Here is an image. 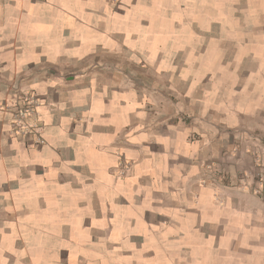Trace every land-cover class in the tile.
I'll return each instance as SVG.
<instances>
[{
  "label": "crops",
  "instance_id": "0c3cea01",
  "mask_svg": "<svg viewBox=\"0 0 264 264\" xmlns=\"http://www.w3.org/2000/svg\"><path fill=\"white\" fill-rule=\"evenodd\" d=\"M263 131L264 0H0V264H264Z\"/></svg>",
  "mask_w": 264,
  "mask_h": 264
},
{
  "label": "built area",
  "instance_id": "2783aa9c",
  "mask_svg": "<svg viewBox=\"0 0 264 264\" xmlns=\"http://www.w3.org/2000/svg\"><path fill=\"white\" fill-rule=\"evenodd\" d=\"M39 99L31 90H19L15 93L14 100L7 104L11 108V118L8 122L14 136H21L28 140L32 138L34 144H42L43 138L39 133L41 118L37 111ZM128 164L122 166L126 172Z\"/></svg>",
  "mask_w": 264,
  "mask_h": 264
},
{
  "label": "rangeland",
  "instance_id": "374dc122",
  "mask_svg": "<svg viewBox=\"0 0 264 264\" xmlns=\"http://www.w3.org/2000/svg\"><path fill=\"white\" fill-rule=\"evenodd\" d=\"M241 141L242 143H248L250 146L245 145L244 149L237 148L235 150V153L243 152L249 159L248 163H244V161L246 160L245 155L244 157L241 156L240 157L241 159L239 158V160H241V162H239L240 163L239 171L241 172V174L244 175V177L252 176L257 180L261 179V175L262 173H264V165L262 164V156L264 153V131L260 133L254 132L252 134H247ZM126 163L128 164V168L126 169L127 171L129 169L130 164L128 162ZM126 163H121V171L123 170L122 166ZM206 166L207 169L211 171L219 172L220 171L219 167L222 165L219 166L216 163H206Z\"/></svg>",
  "mask_w": 264,
  "mask_h": 264
}]
</instances>
